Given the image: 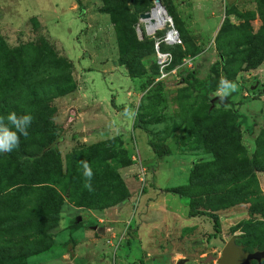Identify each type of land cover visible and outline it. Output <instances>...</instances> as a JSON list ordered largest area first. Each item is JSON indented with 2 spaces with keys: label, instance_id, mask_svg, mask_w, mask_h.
Segmentation results:
<instances>
[{
  "label": "rangeland",
  "instance_id": "374dc122",
  "mask_svg": "<svg viewBox=\"0 0 264 264\" xmlns=\"http://www.w3.org/2000/svg\"><path fill=\"white\" fill-rule=\"evenodd\" d=\"M160 1L182 47L177 76L145 90L151 42L134 27L154 0H0V117L33 116L0 153V264L264 250V0ZM222 78L237 86L223 97Z\"/></svg>",
  "mask_w": 264,
  "mask_h": 264
},
{
  "label": "built area",
  "instance_id": "2783aa9c",
  "mask_svg": "<svg viewBox=\"0 0 264 264\" xmlns=\"http://www.w3.org/2000/svg\"><path fill=\"white\" fill-rule=\"evenodd\" d=\"M162 6V5H159ZM149 18H153L152 22L155 21V26L142 23V19L139 18L138 23L134 29L138 33V36L149 37L153 42V63L156 68L154 73L153 85L165 83L170 75L177 76V69L172 67L173 65V53L171 49L182 47V40L178 30L176 29L172 18L169 16L167 11L164 9L161 13H152V7L148 12ZM151 14V15H150ZM194 63L191 59H183L178 68L191 71Z\"/></svg>",
  "mask_w": 264,
  "mask_h": 264
},
{
  "label": "clouds",
  "instance_id": "9594fccd",
  "mask_svg": "<svg viewBox=\"0 0 264 264\" xmlns=\"http://www.w3.org/2000/svg\"><path fill=\"white\" fill-rule=\"evenodd\" d=\"M236 84L228 81L226 78H222L220 81L219 91L216 95L227 96L230 91H235ZM125 115L129 119L135 118L137 113L134 110L126 109ZM5 119L7 123H5ZM33 121L31 114L17 115L15 111L10 112L6 118L0 117V153H10L14 149H17L20 144V136L28 135V127ZM11 125V127L9 126ZM15 129V130H13ZM84 175L88 179L87 187L91 188V179L93 173L87 163L84 164Z\"/></svg>",
  "mask_w": 264,
  "mask_h": 264
},
{
  "label": "water",
  "instance_id": "95a60500",
  "mask_svg": "<svg viewBox=\"0 0 264 264\" xmlns=\"http://www.w3.org/2000/svg\"><path fill=\"white\" fill-rule=\"evenodd\" d=\"M158 5H161L160 0H156ZM140 19L149 18L148 13H142L139 15ZM227 264H251L255 261L257 264H262L264 261V250H254L252 253L242 252L238 247L230 245L226 249Z\"/></svg>",
  "mask_w": 264,
  "mask_h": 264
},
{
  "label": "trees",
  "instance_id": "16d2710c",
  "mask_svg": "<svg viewBox=\"0 0 264 264\" xmlns=\"http://www.w3.org/2000/svg\"><path fill=\"white\" fill-rule=\"evenodd\" d=\"M145 39V38H144ZM150 42H151V54L153 53V42H152V40L151 39H148ZM179 48V47H178ZM175 49H177V48H174V49H171V52L173 53V50H175ZM182 61V60H181ZM155 72H156V68H155ZM180 72V71H179ZM185 72H187V73H185ZM182 76H183V80L184 81H188V80H190V79H192V74L190 73V72H188V71H183V72H181L180 73ZM130 77H132L131 75H129ZM151 84H152V81L150 82H148V81H144V89L146 90L147 88L148 89H151V88H154V87H156L155 85H153L152 87H151ZM162 84V83H161ZM259 97V95L257 94V93H254V95H253V97H252V99H257ZM111 106L113 107V108H115V103H114V101L112 100L111 101ZM149 144V146L151 147V149H152V151H153V153H154V155L157 157V158H159V159H162L164 156H168L169 155V151H168V149H167V147L166 146H163V147H155L154 145H152V144H150V143H148ZM196 216V213H194V212H192V211H190V213H189V217H191V218H193V217H195ZM218 225H219V221H218V219L216 218V217H214V226H215V230H218ZM228 247V246H227ZM227 247L225 248V250H224V252H223V257H222V259H221V261H220V264H227V258H226V249H227Z\"/></svg>",
  "mask_w": 264,
  "mask_h": 264
},
{
  "label": "bare ground",
  "instance_id": "6f19581e",
  "mask_svg": "<svg viewBox=\"0 0 264 264\" xmlns=\"http://www.w3.org/2000/svg\"><path fill=\"white\" fill-rule=\"evenodd\" d=\"M165 8L163 6H159L157 3H156V0H154L153 2V6H152V13H156V12H159L161 13ZM166 10V9H165ZM167 11V10H166ZM151 15V14H150ZM153 18H147V19H142V23H146V24H149L151 25V23L153 24L152 27L155 26V21H153Z\"/></svg>",
  "mask_w": 264,
  "mask_h": 264
},
{
  "label": "crops",
  "instance_id": "0c3cea01",
  "mask_svg": "<svg viewBox=\"0 0 264 264\" xmlns=\"http://www.w3.org/2000/svg\"><path fill=\"white\" fill-rule=\"evenodd\" d=\"M92 99V98H91ZM94 99V98H93ZM94 107V106H93ZM113 109V108H112ZM138 134H139V132H138ZM141 134V133H140ZM142 135V134H141Z\"/></svg>",
  "mask_w": 264,
  "mask_h": 264
}]
</instances>
